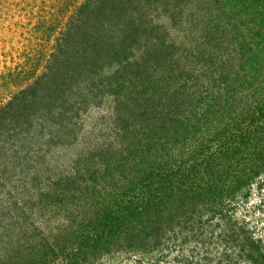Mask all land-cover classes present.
<instances>
[{
  "label": "rangeland",
  "instance_id": "rangeland-1",
  "mask_svg": "<svg viewBox=\"0 0 264 264\" xmlns=\"http://www.w3.org/2000/svg\"><path fill=\"white\" fill-rule=\"evenodd\" d=\"M84 1L0 0V264H245L238 241L264 239V15L141 1L93 80L73 61L52 80ZM131 200L156 203L152 226L86 249L83 226Z\"/></svg>",
  "mask_w": 264,
  "mask_h": 264
},
{
  "label": "trees",
  "instance_id": "trees-1",
  "mask_svg": "<svg viewBox=\"0 0 264 264\" xmlns=\"http://www.w3.org/2000/svg\"><path fill=\"white\" fill-rule=\"evenodd\" d=\"M141 1L145 2L147 0H85L77 8L76 15L67 23L64 37L62 36L58 40V54L53 55L57 66L52 65L49 69L52 80L58 78L57 75L66 76L67 72L63 71L62 73L60 68L63 67V64L66 65L67 62L70 66L72 61L74 62L73 72H82L85 77L93 80L96 73L102 70L101 60L110 59L111 51L109 49L119 46L125 39H129L128 37L136 32L131 30H140V27L136 24L139 23L137 15H140L139 13L143 10V8H140ZM238 1H241L244 10L250 14L251 10L245 2L246 0ZM250 1L253 2L251 5L252 10L259 16L260 14L264 15V0ZM168 2L170 3V0ZM223 3L231 7L236 4L235 0H223ZM147 4L151 6L150 1ZM215 5H218L217 0ZM81 31L80 44L70 47L68 42L72 38L67 41V35L77 39ZM130 39L136 40V38ZM35 84L31 86L34 90L37 87ZM60 89L61 87L56 90L54 96L57 95L60 98L58 95ZM21 92L26 94L28 91ZM17 98H19L18 95L15 96L14 100ZM10 105L13 106L12 103ZM242 138H245V136ZM263 146L261 145V148ZM260 151H263V149ZM153 206H156V203H134L131 200L121 207L115 206L113 209L103 207L102 211L98 212L93 220L83 226V233H87V237L84 239L86 249L96 250L98 245L105 244L108 241L107 237L116 235L124 237L126 243L131 245L141 237L143 232H146L145 230L148 227L152 226H149L152 223L149 222L151 220L149 216ZM237 246L242 254L240 258L244 260L245 264H264V239L255 240L248 235L246 238L240 239ZM222 258L228 264H231L228 260L229 256L223 254Z\"/></svg>",
  "mask_w": 264,
  "mask_h": 264
}]
</instances>
